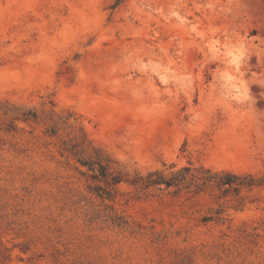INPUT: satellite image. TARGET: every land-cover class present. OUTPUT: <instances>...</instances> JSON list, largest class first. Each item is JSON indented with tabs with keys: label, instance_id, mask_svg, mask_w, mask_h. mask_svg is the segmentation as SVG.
Segmentation results:
<instances>
[{
	"label": "rangeland",
	"instance_id": "374dc122",
	"mask_svg": "<svg viewBox=\"0 0 264 264\" xmlns=\"http://www.w3.org/2000/svg\"><path fill=\"white\" fill-rule=\"evenodd\" d=\"M116 3L0 0V264H264V0Z\"/></svg>",
	"mask_w": 264,
	"mask_h": 264
},
{
	"label": "trees",
	"instance_id": "16d2710c",
	"mask_svg": "<svg viewBox=\"0 0 264 264\" xmlns=\"http://www.w3.org/2000/svg\"><path fill=\"white\" fill-rule=\"evenodd\" d=\"M123 2V0H117L116 5H120ZM94 168V165L92 166ZM104 169H108L109 166H102ZM94 170V169H93ZM190 172V168L184 169V174H174L171 178L167 179L162 173L160 172H154L151 173L146 180V183L148 185H162L165 184L166 187H172L177 186L178 184H181L182 181L186 180L188 174ZM209 175V172H208ZM102 176L106 178L107 173L103 172ZM193 178L194 175L192 174ZM96 178V177H95ZM199 180H203L204 184L213 182L217 184L220 188H225V192L228 191H234L236 193H239L241 188L243 187H252L255 184H264V180L260 181L259 183L255 181L252 178H240L232 174H223V175H213V176H203L199 178ZM122 179L120 177H113L111 180L107 181V184L110 188L113 186H117L120 184ZM202 184V185H204ZM201 185H197V189H200ZM201 191V190H200ZM109 194V193H108Z\"/></svg>",
	"mask_w": 264,
	"mask_h": 264
}]
</instances>
